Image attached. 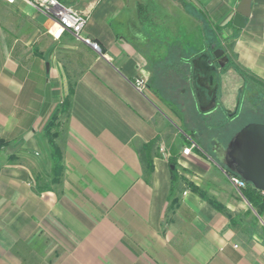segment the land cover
<instances>
[{
  "label": "crops",
  "instance_id": "1",
  "mask_svg": "<svg viewBox=\"0 0 264 264\" xmlns=\"http://www.w3.org/2000/svg\"><path fill=\"white\" fill-rule=\"evenodd\" d=\"M240 2L85 0L84 34L101 52L68 33L54 39L46 16L5 2L36 16L45 37L34 50L0 28V264H28L19 245L38 250L37 264H264V217L231 184L225 157L183 154L242 81L229 69L222 103L201 109L212 101L194 78L204 68H191L184 48L204 51L216 34L206 26L226 28L234 63L264 84V0H252L243 29ZM184 25L197 46L184 45ZM150 142L146 177L138 149Z\"/></svg>",
  "mask_w": 264,
  "mask_h": 264
},
{
  "label": "rangeland",
  "instance_id": "2",
  "mask_svg": "<svg viewBox=\"0 0 264 264\" xmlns=\"http://www.w3.org/2000/svg\"><path fill=\"white\" fill-rule=\"evenodd\" d=\"M66 1L76 11L86 13L83 11L85 0ZM184 2H187V0H184ZM3 26H6L10 32L19 35L18 44L28 43V46H31L34 50L40 42L38 40L45 37L44 24L36 16L27 14L18 7L9 6L3 0H0V28H3ZM208 28L215 30L216 34L208 32L203 43L205 46L204 51L192 56L191 54L186 55L191 50L186 49V46L184 48L185 57L191 60V68H204L203 72L199 70V73L194 75L198 90L207 89L210 96L209 100L218 99L221 104L220 85L223 81H228L225 76L229 69L235 68L242 79L238 90H234L236 95L234 105L225 106L224 110L219 107L211 116L205 117L206 121L204 123L206 125L210 124V129H201L200 134L194 137L193 140L209 159L220 165V163L224 164L223 157H225L230 140L240 129L251 122L264 123V84L234 63V54L231 50L233 40L228 37V31H224L226 28L220 26L219 29H216L212 25L210 27L206 26V29ZM185 30H187V27L184 25V45L188 41L193 46H197V43L200 42L195 40L196 36L188 32L185 34ZM216 52L219 56L216 55ZM207 105L209 104H206L205 107ZM205 114L202 113L200 116ZM179 129L183 134L189 135L190 133V129L184 124H181ZM214 147L220 151L219 158L218 154H214L212 151ZM208 195L211 194L208 193ZM211 199L216 200L213 195ZM17 251L26 253L23 256L28 264H37L30 254H37L38 250L32 245H22L21 247L19 245Z\"/></svg>",
  "mask_w": 264,
  "mask_h": 264
},
{
  "label": "water",
  "instance_id": "3",
  "mask_svg": "<svg viewBox=\"0 0 264 264\" xmlns=\"http://www.w3.org/2000/svg\"><path fill=\"white\" fill-rule=\"evenodd\" d=\"M252 12V0H241L234 17V25L243 29ZM216 55L219 56L218 52ZM216 106V99L204 112ZM226 170L237 174L258 190H264V123L251 122L240 129L230 140L226 155ZM174 168V166H173Z\"/></svg>",
  "mask_w": 264,
  "mask_h": 264
},
{
  "label": "built area",
  "instance_id": "4",
  "mask_svg": "<svg viewBox=\"0 0 264 264\" xmlns=\"http://www.w3.org/2000/svg\"><path fill=\"white\" fill-rule=\"evenodd\" d=\"M21 1L32 8L39 14L46 16L52 21V26L49 33L54 39H61L66 33L72 35L76 40L91 46L94 50L101 52V47L98 42H95L90 37L84 34V30L88 25L90 15L76 11L72 6L60 0H4L8 4H15ZM136 86L140 91L145 89V82L142 79L136 81ZM197 144L191 140V145L183 149V154H190ZM159 151L168 154V149L165 144H161ZM227 172L226 169H224ZM228 178L233 187L241 194L247 187L248 183L239 176L228 174ZM260 194L264 197V190H259Z\"/></svg>",
  "mask_w": 264,
  "mask_h": 264
},
{
  "label": "trees",
  "instance_id": "5",
  "mask_svg": "<svg viewBox=\"0 0 264 264\" xmlns=\"http://www.w3.org/2000/svg\"><path fill=\"white\" fill-rule=\"evenodd\" d=\"M66 4V0H60ZM233 46V42L231 44V48ZM69 107V101L64 102V104L61 106V109L59 111L65 112L67 108ZM7 142L5 140L0 141V149H2ZM156 142H150L144 146H142L140 149H138V152L141 156L142 162L144 164V173L146 174V177L150 176L153 172V164H152V158L153 153L155 150ZM55 147V157H56V167L60 169L61 167V155L58 154V151ZM58 156V158H57ZM172 165H176V162H172ZM175 171V170H174ZM228 174H233L238 176L237 174L227 171ZM243 196L248 200V202L251 204V206L256 210L259 216L264 217V197L260 194V191L256 189L252 184L248 183L247 187L242 191ZM210 203L215 206L217 209L226 212V208L220 204L217 200L209 198ZM229 214L228 212H226Z\"/></svg>",
  "mask_w": 264,
  "mask_h": 264
},
{
  "label": "flooded vegetation",
  "instance_id": "6",
  "mask_svg": "<svg viewBox=\"0 0 264 264\" xmlns=\"http://www.w3.org/2000/svg\"><path fill=\"white\" fill-rule=\"evenodd\" d=\"M211 103H212V101H211ZM211 103H210V104H211ZM216 104H217V99H216Z\"/></svg>",
  "mask_w": 264,
  "mask_h": 264
}]
</instances>
